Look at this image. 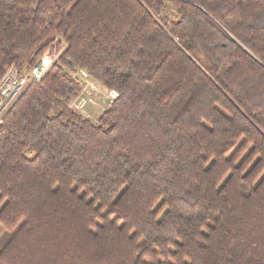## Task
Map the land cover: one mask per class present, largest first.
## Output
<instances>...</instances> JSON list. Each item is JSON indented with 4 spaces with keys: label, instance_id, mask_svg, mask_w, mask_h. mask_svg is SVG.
<instances>
[{
    "label": "trees",
    "instance_id": "16d2710c",
    "mask_svg": "<svg viewBox=\"0 0 264 264\" xmlns=\"http://www.w3.org/2000/svg\"><path fill=\"white\" fill-rule=\"evenodd\" d=\"M49 49L0 126V264H264V0H0V80Z\"/></svg>",
    "mask_w": 264,
    "mask_h": 264
},
{
    "label": "built area",
    "instance_id": "2783aa9c",
    "mask_svg": "<svg viewBox=\"0 0 264 264\" xmlns=\"http://www.w3.org/2000/svg\"><path fill=\"white\" fill-rule=\"evenodd\" d=\"M54 58L47 51L42 58L29 70L23 71L12 66L0 80V124L9 109L15 104L21 94L34 82H39L50 69ZM72 76L80 83L82 90L71 103L70 108L77 112H84L89 107L100 106L105 109L116 100L119 92L115 89H103L91 77L88 71L78 69ZM101 95L102 98L98 97Z\"/></svg>",
    "mask_w": 264,
    "mask_h": 264
},
{
    "label": "rangeland",
    "instance_id": "374dc122",
    "mask_svg": "<svg viewBox=\"0 0 264 264\" xmlns=\"http://www.w3.org/2000/svg\"><path fill=\"white\" fill-rule=\"evenodd\" d=\"M50 50V53L52 54V56H53V58H54V60H55V58H56V55H58L57 53H56V50L55 49H49ZM49 50H47V51H49ZM46 51V52H47ZM45 52V53H46ZM44 53V54H45ZM42 58V57H41ZM40 58V59H41ZM39 59V60H40ZM54 62V61H53ZM53 64V63H52ZM35 65V64H34ZM34 65H32L31 67H33ZM13 66H15V65H13ZM52 66V65H51ZM15 67H17V68H19L18 66H15ZM30 67V68H31ZM11 68V67H10ZM9 68V69H10ZM30 68H27V67H23V68H19L20 70H23V71H26V70H29ZM8 69V70H9ZM79 69H84V68H79ZM78 70V69H77ZM85 70V69H84ZM76 71V70H75ZM87 71V70H86ZM90 74V73H89ZM91 75V74H90ZM91 77L93 78V76L91 75ZM76 79V78H75ZM94 79V78H93ZM77 80V79H76ZM95 80V79H94ZM96 81V80H95ZM96 83L103 89V91H105V90H109L110 88H106V87H104V86H102L99 82H97L96 81ZM80 84V83H79ZM81 86V85H80ZM29 87V86H28ZM81 90H82V87H81ZM81 90H80V92H81ZM80 92H79V94H80ZM78 94V95H79ZM77 95V96H78ZM98 97H100V98H102L101 97V95H99ZM74 101V100H73ZM72 101V102H73ZM112 103V102H111ZM111 103L105 108V109H103L101 106H100V104L98 105V106H92V107H89L86 111H84V112H80V113H83L84 115H86V116H88V117H90V118H94V119H97L98 118V116L102 113V112H104L110 105H111ZM71 105V104H70ZM70 107V106H69ZM75 112H77V111H75Z\"/></svg>",
    "mask_w": 264,
    "mask_h": 264
},
{
    "label": "bare ground",
    "instance_id": "6f19581e",
    "mask_svg": "<svg viewBox=\"0 0 264 264\" xmlns=\"http://www.w3.org/2000/svg\"><path fill=\"white\" fill-rule=\"evenodd\" d=\"M30 85H31V84H30ZM25 91H26V90H25ZM25 91H24V92H25ZM24 92L21 94V96L24 94ZM21 96H20V97H21ZM20 97H19V98H20ZM19 98H18V99H19ZM17 101H18V100H17ZM17 101H16V102H17ZM16 102H15V103H16ZM13 106H14V105H13ZM13 106H12V107H13ZM10 110H11V109H9V110L7 111V113H8ZM7 113H6L5 116L3 117V120H2V122H1V124L3 123V121H4V119H5L6 115H7ZM1 124H0V126H1Z\"/></svg>",
    "mask_w": 264,
    "mask_h": 264
}]
</instances>
